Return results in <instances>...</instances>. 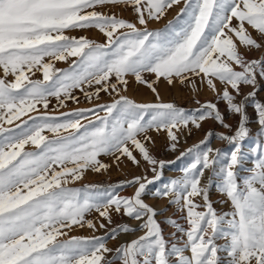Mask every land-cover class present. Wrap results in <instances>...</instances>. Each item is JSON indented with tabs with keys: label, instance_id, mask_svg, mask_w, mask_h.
Listing matches in <instances>:
<instances>
[{
	"label": "snow or ice",
	"instance_id": "snow-or-ice-1",
	"mask_svg": "<svg viewBox=\"0 0 264 264\" xmlns=\"http://www.w3.org/2000/svg\"><path fill=\"white\" fill-rule=\"evenodd\" d=\"M180 3L0 0V264H264V140L244 149L250 135L249 105L264 135V102L257 99L259 81L264 80V58L245 55L264 49V0H183L175 21L163 30L148 29L150 21L160 20ZM109 5L131 7L136 22L98 10ZM89 28L99 30L106 42L66 34ZM72 57L76 59L67 69L55 68L52 62ZM37 72L42 79L32 78ZM144 73L154 74L156 80L163 78L169 85L177 80L191 83L194 90L193 78H199L216 94L217 103L208 101L188 111L162 102L156 81L146 80ZM128 75L151 89L157 102L137 103L121 95L127 89ZM242 85L252 91L243 94ZM93 86L98 87L89 91ZM76 89L89 101L98 99L101 91L118 98L59 116L48 112L50 98L56 99L58 107H65L67 100L78 103L73 94ZM219 102L240 118L231 135L219 134L231 150L213 149L206 138L181 153V157H192L183 175L154 192L170 198L186 213L187 227L175 219L167 221L176 230L169 241L156 220V209L143 199L165 167V161L150 152L148 145L154 141L148 132L165 131L175 150L176 132L190 125L198 129L207 119L231 131ZM31 112L38 114L28 115ZM14 121L20 123L4 127ZM45 130L55 137L42 135ZM61 130L69 134L61 135ZM212 135L207 133V137ZM29 144L36 151L26 150ZM102 155L113 156L117 163L127 157L137 166L142 159L153 177L136 176L107 189L68 186L83 179L89 169L108 168L99 159ZM206 170L212 176L202 184ZM132 185H138L132 196L116 194L117 188ZM213 186L230 201V211L218 213L213 207L209 195ZM196 197L203 203H197ZM92 211L108 224L113 211L123 213L141 221L139 229L144 234L115 249L106 246L105 237L61 239L73 226L95 230L96 224L86 219ZM99 227L106 224L101 222ZM135 231L121 225L108 238Z\"/></svg>",
	"mask_w": 264,
	"mask_h": 264
},
{
	"label": "rangeland",
	"instance_id": "rangeland-1",
	"mask_svg": "<svg viewBox=\"0 0 264 264\" xmlns=\"http://www.w3.org/2000/svg\"><path fill=\"white\" fill-rule=\"evenodd\" d=\"M184 7L183 0L178 5H174L171 9H168L165 15L160 20L150 21L147 25L149 30H163L169 23V21H175L176 17L180 13L181 8ZM104 13L115 14L120 18L129 20L133 23L136 22V15L131 7H125L124 5L119 6H106L104 8L98 9ZM137 27L140 25L137 24ZM252 31V35L256 37L255 31ZM69 36H85L90 40H93L98 43H105V36L99 32V30L95 28L83 29V30H74L66 33ZM241 51H244L241 49ZM245 55L248 59H259L264 58V49L260 50H252L250 52H245ZM46 60L48 58H45ZM76 59L75 57L70 58L67 62L63 61H55L53 60V64L55 68L59 69H67L69 68L71 61ZM144 78L148 81H156L154 86L156 87L160 101L165 103H174L177 107L184 108L185 110L192 111L199 107H201L205 102L211 101L213 103H217L216 94L211 91L206 84L202 83L199 78L194 77L196 88L193 89L191 83L181 84L178 80L173 84L169 85L167 81L163 78L156 80L154 74L144 73ZM33 79H42L41 73L37 72ZM128 84L127 89L121 90V95L127 96L128 98L134 100L137 103H155L157 102L156 95L149 89L145 84L138 83L133 75H128L126 77ZM115 83V79L112 80ZM95 87L89 91H94ZM217 87L220 88L221 85L217 82ZM260 91L258 92L257 99L261 102H264V80L259 81ZM241 91L243 94H247L252 91L250 86H241ZM73 94L78 98L79 102L76 103L72 100H67L65 102V107H58L57 101L55 98H50V105L48 112L50 114L59 116L60 113L63 112H71L76 109H89L93 108L97 104H108L111 103L114 99L118 98L115 93L109 94L101 91L99 93V98L93 97L91 101H89L84 94L79 90H74ZM238 97L237 99H240ZM199 101V104L197 103ZM41 108V113L43 112L42 106H38ZM218 108L221 113L225 117V123L232 126V130L230 131L227 128H224L214 119H207L205 121L200 122L201 127L196 128L195 126L190 125L188 129H184L182 131L176 132L178 136V143L175 150L171 149L172 141L169 140L167 133L163 130H149L148 135L151 136L152 141L154 143H150L148 145L150 152L157 159L165 161V167L162 170L163 175L159 181H157L154 185H150L143 199L147 204L156 209L158 215L156 216V220L160 223V226L163 230L164 237L173 241L172 233L176 230L172 227L167 221L169 219H175L182 226L187 227L186 221L183 219V216L186 213H182L178 210L177 205L170 203V198L168 197H157L154 195L156 188L162 187L164 184L168 183L172 179L180 178L183 173L182 169L187 166L192 157L189 155H185L181 157V153H186L187 149L192 148L204 141L206 138L208 140V146L213 149L221 150V152H229L231 150V145L228 141L222 140L219 138V134H229L231 135L237 128L239 122V116L230 113L227 111L226 104L224 102L218 103ZM248 116H249V132L250 135L244 142V149L247 151L251 146H254L256 142L264 140V135H261L260 125L256 122L257 117L255 114L254 108L249 105L247 108ZM38 113L31 112L28 115L35 116ZM28 115L22 116L21 120H25L28 118ZM103 115V113H100ZM16 123H20V121H14L13 125L4 124V127H14ZM81 123H86V121L82 120ZM72 130H69V132ZM175 131V130H174ZM211 132L213 135L211 137H207V133ZM61 135H68V132H64L61 130ZM42 135L49 137L52 139L55 137V134L48 132L45 130ZM142 138V137H141ZM26 150L28 151H36L35 146L29 144L26 146ZM137 155V158L140 159L138 152L134 153ZM102 163L107 164L109 167L106 169H102L100 172H94L92 170H87L84 173L83 179L75 182L74 184H69V187H83L84 185H99L102 189H107L109 186L118 185L120 182H127L132 180L136 176H147L149 179L153 177V173L149 170L150 166L141 159V163L139 166L133 164L127 157H121L119 163L116 162L115 158L111 155H102L99 157ZM251 167L249 163L247 165ZM212 176L211 171L206 170L205 174L202 178V184L208 182L209 178ZM138 185L125 186L123 188H117L116 194L121 197H130L136 191ZM210 200L213 203V207L216 209L218 213H224L231 210V203L227 200V198L219 193L216 188L213 186L210 190ZM197 203L202 204L203 200L201 197H196ZM203 210V209H201ZM86 219L92 220L96 224V228L91 229L88 228L87 225L84 227L73 226L72 229L68 232L67 237H61V239H67L68 237H105L106 246L109 248L115 249L116 247L125 244L126 242H130L133 239L138 238L143 235V230L139 229V225L141 221H137L132 219L123 213L117 214L114 211L112 212V223L108 224L107 221H104L103 218L99 217V214L95 211H92L86 216ZM104 222L106 224L105 228H100L99 224ZM128 225L131 228L137 229L135 232H118L116 239L108 238V233L112 229L118 228L121 225ZM180 234L177 233V236ZM218 243H223V241H218ZM112 254H109V259ZM116 264H119L117 261Z\"/></svg>",
	"mask_w": 264,
	"mask_h": 264
}]
</instances>
